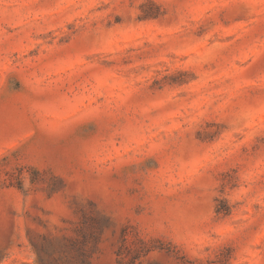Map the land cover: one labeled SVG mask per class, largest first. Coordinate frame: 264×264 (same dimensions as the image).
<instances>
[{
    "label": "rangeland",
    "instance_id": "374dc122",
    "mask_svg": "<svg viewBox=\"0 0 264 264\" xmlns=\"http://www.w3.org/2000/svg\"><path fill=\"white\" fill-rule=\"evenodd\" d=\"M0 264H264V0H0Z\"/></svg>",
    "mask_w": 264,
    "mask_h": 264
}]
</instances>
